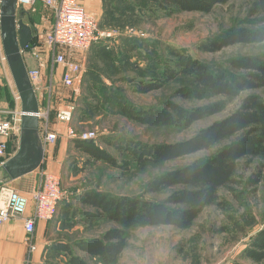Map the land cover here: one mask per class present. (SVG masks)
I'll use <instances>...</instances> for the list:
<instances>
[{
  "label": "rangeland",
  "instance_id": "374dc122",
  "mask_svg": "<svg viewBox=\"0 0 264 264\" xmlns=\"http://www.w3.org/2000/svg\"><path fill=\"white\" fill-rule=\"evenodd\" d=\"M85 1L83 5L80 4L92 13L103 27L113 30L114 50L111 54L93 50L90 54L84 53V56L79 58L82 63L81 70L73 77L70 86L62 83V69L56 71L58 65L52 62L50 55L47 60L49 74L46 84L42 90L37 91L38 93L34 87L33 89L36 96L40 95L39 111L44 114L38 123V132L39 124L43 125L45 121L52 123L50 114L53 110L57 114L60 108L73 106L68 123L58 121L56 114L53 117V124L59 123V132L55 128L52 129L57 133L54 147L58 146L61 136L64 140L67 139V143L64 166L56 173L60 177L64 196L58 202L52 217L53 220L56 217L57 231L52 232L54 240L51 244L57 240L69 242L74 254L90 264H100L87 253L77 249L73 242L82 237L98 236L116 224L103 220L93 224L87 223L80 211H93V208L80 201L82 194L89 190L111 195L141 194L144 186L153 177L171 168L202 160L212 153L210 150H202L162 165L147 163L135 166L126 153L118 152L100 141L101 136L118 134L141 142H172L189 137L199 128L226 116L246 94L254 93L264 100V87L244 90L238 97L233 98L217 95L209 99H196L193 96L179 95L175 93L180 84L178 79L159 90L138 94L133 91V84L126 77L147 79L154 75L169 57V47L206 63L212 71L217 72L225 69L233 71L228 65L230 57L256 54L263 45L235 44L214 52L201 49L203 43L224 29L233 25H245L248 2L243 0L218 4L209 13L184 11L169 15L153 13V9H148V0ZM19 9L24 11L26 20V13L31 14V24L34 30L36 29L35 38L44 41L46 30L40 31L36 26L40 28L45 20L51 24L52 12L42 0L35 1L30 7ZM152 60L155 61L154 64H151ZM113 92L119 93L137 107L159 105L166 99H171L185 108L222 100L224 107L216 114L195 121L186 129L153 128L114 112L109 101ZM16 93L0 35V106L5 105L6 116H9L15 107H20V100L16 106ZM95 104L99 107H94ZM67 125L76 133L94 131L96 142L109 151L122 166L117 168L95 160L86 162V156L76 149L67 137ZM254 171L256 170L251 167L241 166L237 178H242V181L235 185L236 189L233 192L219 190V199L224 202L223 207H205L186 229L171 225H148L128 229L125 234L126 247L114 264H264V259L254 261L243 254L251 238L264 227V180L256 186L246 183V178ZM142 194L143 198L150 200H161L165 196L149 192ZM76 210H79V213L74 212ZM45 250L43 263H60L66 258L63 253H53L48 246Z\"/></svg>",
  "mask_w": 264,
  "mask_h": 264
},
{
  "label": "trees",
  "instance_id": "16d2710c",
  "mask_svg": "<svg viewBox=\"0 0 264 264\" xmlns=\"http://www.w3.org/2000/svg\"><path fill=\"white\" fill-rule=\"evenodd\" d=\"M148 1V9H153V13L169 15L184 11L209 13L216 5L225 4L230 0ZM243 1L248 2L245 25H233L224 29L203 43L201 49L214 52L235 44L263 45L258 53L230 57L228 65L233 71L225 69L214 72L206 63L169 47V57L154 75L147 79L126 77L133 84V91L147 94L176 79L180 84L175 93L196 99H209L217 95L233 98L238 97L244 90L264 87V0ZM26 16L31 22V14L26 13ZM98 25L100 28L110 29L103 27L99 21ZM40 39L34 38L26 50L41 46ZM114 39L92 43L86 54H90L92 50L111 54L114 50ZM64 51L67 52L66 49ZM79 58H82V55ZM154 63L152 60L151 64ZM110 96L109 101L114 112L153 128L186 129L195 121L216 114L224 107V101L215 100L185 108L171 99H166L159 105L137 107L117 92ZM94 107L99 106L95 104ZM55 114L54 110L50 114L52 123ZM100 141L118 152L126 153L135 166L147 163L162 165L202 150L212 152L202 160L171 168L147 182L143 192L165 194L161 200L145 199L143 192L137 195H111L89 190L80 196L83 204L93 208V211H80L87 223L93 224L103 220L114 222L116 226L104 230L98 236L76 239L73 245L100 264H114L126 247L125 234L128 229L148 225L188 228L205 207H223L224 202L219 199V190L233 192L236 189L235 185L242 181V178H237L241 166L256 170L246 178L249 185L256 186L264 180V100L254 93L246 94L226 116L199 128L184 139L159 143L141 142L111 134L101 136ZM71 142L86 156V162L95 160L117 168L122 166L95 139L74 138ZM7 156L0 157V160ZM74 212L79 213V210ZM48 248L53 253H63L66 258L60 263L43 264H90L72 252L69 242L57 240ZM243 254L254 261L264 259V227L251 238Z\"/></svg>",
  "mask_w": 264,
  "mask_h": 264
},
{
  "label": "built area",
  "instance_id": "2783aa9c",
  "mask_svg": "<svg viewBox=\"0 0 264 264\" xmlns=\"http://www.w3.org/2000/svg\"><path fill=\"white\" fill-rule=\"evenodd\" d=\"M37 0H16L18 7L27 8L32 6ZM52 11L53 21L50 29L45 33L43 44L46 46L48 56L61 67V80L66 86H70L73 77L79 74L82 63L78 56L86 53L91 44L99 40L114 38L111 29H100L97 18L84 9L78 0H42ZM28 48V46H27ZM26 48V49H27ZM25 49V50H26ZM67 50L65 52L64 50ZM38 58V53H34ZM27 75L34 89H37L40 82V69L27 68ZM15 99L19 100L16 93ZM72 108H60L56 114L58 121L69 122ZM22 111L20 107L0 118V157L7 155V141L12 135L21 133L20 118ZM44 114L38 113L39 119ZM41 144L45 147L53 144L57 138V133L51 129L49 123L45 121L39 124ZM67 136L70 139H95L94 131H84L76 133L70 126L66 128ZM5 159L0 163L2 164ZM64 191L60 187V177L58 174L48 171L45 168L39 169L38 186L33 189L30 196L12 188L8 183L0 184V224L10 220H21L25 230V240L32 241V234L37 220H50L55 214L58 202L63 198ZM31 202V211L27 213V208ZM35 246L30 243V250Z\"/></svg>",
  "mask_w": 264,
  "mask_h": 264
},
{
  "label": "crops",
  "instance_id": "0c3cea01",
  "mask_svg": "<svg viewBox=\"0 0 264 264\" xmlns=\"http://www.w3.org/2000/svg\"><path fill=\"white\" fill-rule=\"evenodd\" d=\"M79 3H85V0H78ZM85 8L84 6H82ZM19 9V8H17ZM86 9V8H85ZM87 10V9H86ZM23 21L31 25L29 20L25 19V15L23 16ZM48 20H45L44 23L41 24L40 28L38 26L37 29L42 31V29L47 32L51 27L52 23ZM36 29L34 30V32ZM36 36V35H35ZM35 38V37H34ZM37 39V38H36ZM41 43L44 42L43 39H40ZM28 50L23 52V59L27 68H39L40 69V82L36 89L42 90L44 85L46 84V78L49 74V70L47 67V60L49 59L48 52L46 51V46L42 43L41 46H35L29 52ZM34 53H38V58L34 56ZM61 69L60 66L57 67L56 71ZM38 93V92H37ZM40 93V92H39ZM40 95L37 94L38 103H40ZM4 104V103H3ZM18 103L16 104V106ZM0 107V118L5 117V105H1ZM40 121V119H39ZM58 122L53 124L51 123V129H56L59 132ZM57 125V126H56ZM68 127V125H67ZM61 131V130H60ZM40 135V133H39ZM19 135H12L7 141V158L13 155L19 143ZM68 137V136H67ZM69 138V137H68ZM1 139V137H0ZM66 140H64L63 136L59 138L58 146L54 147V144L49 145L47 147H43L44 155L43 161L41 165L36 168L34 171L21 175L13 180L9 179L2 168V164L0 163V184L8 182V184L18 190L19 192L30 196L33 189L38 186L39 182V169L45 168L48 171L57 173L63 166L66 155ZM56 145V144H55ZM6 158V159H7ZM1 162V160H0ZM31 211V202L28 205L27 213ZM56 219V217H55ZM55 219L50 220H37L35 222V228L32 234V243L35 246V249L30 250V243L25 240V230L21 220H10L3 224H0V264H43V254L46 252L45 248L49 247L51 241L54 240L52 238L53 231H57V227L55 225ZM55 227V228H54Z\"/></svg>",
  "mask_w": 264,
  "mask_h": 264
},
{
  "label": "water",
  "instance_id": "95a60500",
  "mask_svg": "<svg viewBox=\"0 0 264 264\" xmlns=\"http://www.w3.org/2000/svg\"><path fill=\"white\" fill-rule=\"evenodd\" d=\"M23 16L24 11L17 9L16 0H0L1 44L22 111L18 148L2 163L11 180L38 168L44 155L38 132L39 103L21 55L33 39L34 29L23 21Z\"/></svg>",
  "mask_w": 264,
  "mask_h": 264
},
{
  "label": "bare ground",
  "instance_id": "6f19581e",
  "mask_svg": "<svg viewBox=\"0 0 264 264\" xmlns=\"http://www.w3.org/2000/svg\"><path fill=\"white\" fill-rule=\"evenodd\" d=\"M16 7L19 8V7L17 6V4H16ZM20 8H21V7H20ZM84 9H85V8H84ZM19 10H20V9H19ZM33 29H34V28H33ZM34 37H35V32H34L33 39H34ZM33 39H32V40H33ZM32 40H31V41H32ZM31 41H30V42H31ZM24 51H25V50H24ZM24 51L21 52L22 58H23V52H24ZM23 61H24V59H23ZM24 63H25V62H24ZM25 65H26V64H25ZM26 69H27V67H26ZM30 82H31V81H30ZM32 85H33V84H32ZM43 147H44V145L42 144V148H43Z\"/></svg>",
  "mask_w": 264,
  "mask_h": 264
}]
</instances>
